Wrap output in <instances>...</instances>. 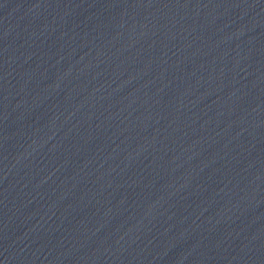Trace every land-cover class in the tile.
Here are the masks:
<instances>
[{
	"label": "water",
	"instance_id": "1",
	"mask_svg": "<svg viewBox=\"0 0 264 264\" xmlns=\"http://www.w3.org/2000/svg\"><path fill=\"white\" fill-rule=\"evenodd\" d=\"M0 264H264V0H0Z\"/></svg>",
	"mask_w": 264,
	"mask_h": 264
}]
</instances>
